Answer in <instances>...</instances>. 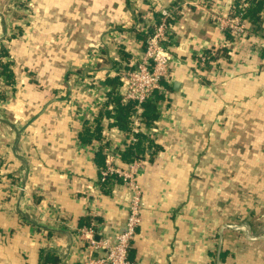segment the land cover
Segmentation results:
<instances>
[{
  "label": "crops",
  "instance_id": "obj_1",
  "mask_svg": "<svg viewBox=\"0 0 264 264\" xmlns=\"http://www.w3.org/2000/svg\"><path fill=\"white\" fill-rule=\"evenodd\" d=\"M233 5L0 0V44L16 75L0 94V264H52L49 253L80 264V228L112 240L124 229L130 190L115 175L101 182L105 149L129 139L113 116V69L139 58L163 7L173 10L172 68L156 95L153 151L127 163L145 202L129 259L264 264V31L234 41L214 18ZM219 46L227 56L202 64ZM97 124L99 137L82 140Z\"/></svg>",
  "mask_w": 264,
  "mask_h": 264
},
{
  "label": "built area",
  "instance_id": "obj_2",
  "mask_svg": "<svg viewBox=\"0 0 264 264\" xmlns=\"http://www.w3.org/2000/svg\"><path fill=\"white\" fill-rule=\"evenodd\" d=\"M246 1L242 0L238 7L242 8ZM236 5L231 6L228 11L217 13L215 21L223 31L232 35L234 41L242 40L250 34L247 19L241 15L234 14ZM173 10L169 7L160 9V17L157 21L153 17L147 22L144 28L145 47L138 51L139 58H133L124 66L114 68L113 74L119 77L120 84L118 91L123 103L131 102L134 112L130 115V130L127 143H122L121 148L138 140V134H151L154 126L147 125L143 120L144 103L156 99V95L164 93V81L170 78L172 60L167 45L169 31L172 27ZM91 52L93 57L102 58V45ZM222 46L214 47L210 52L201 53L202 64L209 60H218L223 54ZM108 135V134H106ZM105 143V142H104ZM106 164L101 171V179L104 181L107 176L116 174L121 178L123 184L130 190V212L125 224V229L120 231L114 240L107 237L96 238L94 226L79 229V236L82 240V251L80 264H137L129 259L131 241L136 234V228L141 221V213L145 202L141 196V190L135 180L137 164L134 162L128 168H122L115 164L118 151L113 147L105 149ZM94 225V224H93ZM230 226L237 228L236 224Z\"/></svg>",
  "mask_w": 264,
  "mask_h": 264
},
{
  "label": "trees",
  "instance_id": "obj_3",
  "mask_svg": "<svg viewBox=\"0 0 264 264\" xmlns=\"http://www.w3.org/2000/svg\"><path fill=\"white\" fill-rule=\"evenodd\" d=\"M242 0H236V7H238L239 3H241ZM246 1V5L242 8H235L233 13L241 15L243 18L247 19L248 21V27L250 28V31L252 32H262L264 31V0H244ZM172 21V20H171ZM223 51L224 56H227V51H225V48H221ZM210 52V51H209ZM2 56L5 57L8 60L6 61L4 59H0V77L3 78V80L6 82L7 85L13 86L15 84V72H14V61L10 57L9 50L6 48L1 49ZM4 60V61H3ZM213 61L209 60L207 63V66L211 67ZM117 82H113V86L117 85ZM162 95V93H159ZM158 94V95H159ZM111 101L114 102V112L113 116L115 118L116 124L121 129H127L130 130V115L134 112V106L131 102L129 103H123L121 100V97L119 95H115L114 92L110 93ZM0 98H4L3 95H0ZM158 112V100L153 101H147L144 103V112H143V120L147 123V125H150L159 117ZM99 121V120H98ZM101 126L100 124H97L95 126V129L93 131L90 130L89 127H86L83 134H81V138L84 141H89L91 137H99L98 131L100 130ZM138 140L134 143H130L127 148H125L123 151H120L118 154V166L122 168H126L127 163H130L133 161L134 158H140L142 155L148 152L153 151L154 145V139L151 138L150 134H143L140 133L137 135ZM115 179H118L119 177L116 174ZM107 176V178L101 182H107L109 179H112L111 176ZM118 177V178H117ZM121 179V178H120ZM122 181V180H121ZM82 221L88 222V218L83 217ZM46 262H51L52 264L57 263L59 260L57 256L53 255L52 253H49L45 257Z\"/></svg>",
  "mask_w": 264,
  "mask_h": 264
},
{
  "label": "rangeland",
  "instance_id": "obj_4",
  "mask_svg": "<svg viewBox=\"0 0 264 264\" xmlns=\"http://www.w3.org/2000/svg\"><path fill=\"white\" fill-rule=\"evenodd\" d=\"M3 39H4V37L0 39V42H1V41L4 42ZM1 44H2V43H1ZM1 44H0V59L3 57V56H2V53H1V49H2L3 46H1ZM4 58H5V57H3L2 59H4ZM11 59L15 61V58H12V57H11ZM5 60L7 61L8 58H7V59L5 58ZM3 61H4V60H3ZM13 67H15V66L13 65ZM7 86H9V85H7L6 82L3 80V78L0 77V94H2V93L8 94V93H6V92H8V90H9V89L7 88ZM9 87H10V86H9ZM5 91H6V92H5ZM1 137H2V136H1ZM0 151H1V150H0ZM241 227H242V226H241ZM241 227H240V228H241Z\"/></svg>",
  "mask_w": 264,
  "mask_h": 264
},
{
  "label": "water",
  "instance_id": "obj_5",
  "mask_svg": "<svg viewBox=\"0 0 264 264\" xmlns=\"http://www.w3.org/2000/svg\"><path fill=\"white\" fill-rule=\"evenodd\" d=\"M124 229H125V227H124ZM124 229H123V230H124ZM97 238H98V237H97Z\"/></svg>",
  "mask_w": 264,
  "mask_h": 264
}]
</instances>
